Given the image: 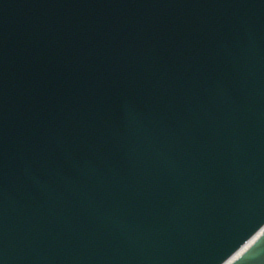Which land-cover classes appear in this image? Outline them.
<instances>
[{
	"label": "water",
	"instance_id": "water-1",
	"mask_svg": "<svg viewBox=\"0 0 264 264\" xmlns=\"http://www.w3.org/2000/svg\"><path fill=\"white\" fill-rule=\"evenodd\" d=\"M263 223L264 0H0V264H223Z\"/></svg>",
	"mask_w": 264,
	"mask_h": 264
},
{
	"label": "bare ground",
	"instance_id": "bare-ground-1",
	"mask_svg": "<svg viewBox=\"0 0 264 264\" xmlns=\"http://www.w3.org/2000/svg\"><path fill=\"white\" fill-rule=\"evenodd\" d=\"M252 241H253V239H252L248 244H246L242 249H244L245 247H247V245H249ZM242 249H241V250H242ZM241 250H240V251H241Z\"/></svg>",
	"mask_w": 264,
	"mask_h": 264
}]
</instances>
